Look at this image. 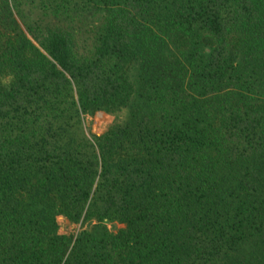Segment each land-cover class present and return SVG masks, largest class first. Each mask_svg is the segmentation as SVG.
<instances>
[{"label": "trees", "instance_id": "trees-1", "mask_svg": "<svg viewBox=\"0 0 264 264\" xmlns=\"http://www.w3.org/2000/svg\"><path fill=\"white\" fill-rule=\"evenodd\" d=\"M0 264H264V0H0Z\"/></svg>", "mask_w": 264, "mask_h": 264}, {"label": "rangeland", "instance_id": "rangeland-1", "mask_svg": "<svg viewBox=\"0 0 264 264\" xmlns=\"http://www.w3.org/2000/svg\"><path fill=\"white\" fill-rule=\"evenodd\" d=\"M122 116L119 115L118 117L107 115L101 112L94 114L93 116H87L85 118V129L88 135H100L104 131L107 130L109 126H111L114 122H118ZM59 224V233L60 234H76L80 231V224L74 225L70 224L66 219L63 217H58L57 219ZM120 228V225L116 226ZM108 228L112 229L110 225Z\"/></svg>", "mask_w": 264, "mask_h": 264}]
</instances>
